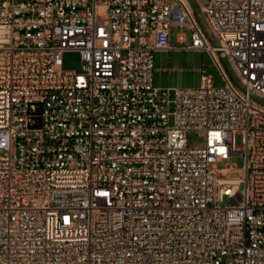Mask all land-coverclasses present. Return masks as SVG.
Returning <instances> with one entry per match:
<instances>
[{"label":"built area","instance_id":"built-area-1","mask_svg":"<svg viewBox=\"0 0 264 264\" xmlns=\"http://www.w3.org/2000/svg\"><path fill=\"white\" fill-rule=\"evenodd\" d=\"M198 4L214 43L182 0H0V264H264V0ZM174 49L224 85L156 87Z\"/></svg>","mask_w":264,"mask_h":264},{"label":"rangeland","instance_id":"rangeland-1","mask_svg":"<svg viewBox=\"0 0 264 264\" xmlns=\"http://www.w3.org/2000/svg\"><path fill=\"white\" fill-rule=\"evenodd\" d=\"M192 7L193 14L197 19L200 28L203 30L206 37L211 43L214 40L211 36L209 25L204 15L199 11L198 0H187ZM193 5V6H192ZM189 42V39L179 44L174 42L178 46H185ZM220 64L226 72L231 82L237 87H241L240 78L237 76L235 70L232 68L231 63L227 58H220ZM62 67L64 69H79V56L75 51H66L62 56ZM201 67L206 68V73L212 77L213 84L215 86H223L224 81L212 60L210 54L207 51L196 50H159L154 53V73L153 81L154 85L159 88H185V87H197L200 84ZM254 99L264 104V98L254 96ZM187 144L189 146L201 145L203 143L202 137L198 136L197 132L190 131L186 135ZM237 143H240L239 135L236 137ZM232 164L234 166L233 171H227V176L233 177L235 174L240 173L237 170H241L243 160L241 156L234 155L227 161L218 163V167H224L225 164ZM236 175V176H237Z\"/></svg>","mask_w":264,"mask_h":264},{"label":"bare ground","instance_id":"bare-ground-1","mask_svg":"<svg viewBox=\"0 0 264 264\" xmlns=\"http://www.w3.org/2000/svg\"><path fill=\"white\" fill-rule=\"evenodd\" d=\"M182 1L185 2V3L189 6L190 9H192V7L190 6V4L188 3L187 0H182ZM189 1H190V0H189ZM192 6H193V5H192ZM226 171H233V170H225V172H226ZM233 172H235V171H233ZM237 172L240 173L241 170H237ZM236 175H237V174H235V176H236ZM235 176H234V177H235Z\"/></svg>","mask_w":264,"mask_h":264}]
</instances>
